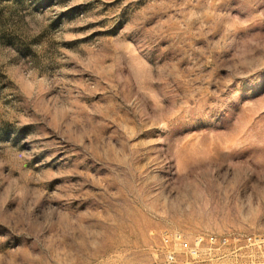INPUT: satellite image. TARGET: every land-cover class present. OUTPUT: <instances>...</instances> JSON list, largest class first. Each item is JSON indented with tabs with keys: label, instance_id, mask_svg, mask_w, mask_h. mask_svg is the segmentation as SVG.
I'll return each mask as SVG.
<instances>
[{
	"label": "rangeland",
	"instance_id": "rangeland-1",
	"mask_svg": "<svg viewBox=\"0 0 264 264\" xmlns=\"http://www.w3.org/2000/svg\"><path fill=\"white\" fill-rule=\"evenodd\" d=\"M175 232L264 264V0H0V264Z\"/></svg>",
	"mask_w": 264,
	"mask_h": 264
},
{
	"label": "built area",
	"instance_id": "built-area-1",
	"mask_svg": "<svg viewBox=\"0 0 264 264\" xmlns=\"http://www.w3.org/2000/svg\"><path fill=\"white\" fill-rule=\"evenodd\" d=\"M231 239L239 240V235L217 236H196L193 241L186 240L183 233L175 232L173 234L164 233L163 242L167 248L166 261L169 264H217L214 259L196 260L201 255L210 256L213 253L222 251ZM253 238H248L251 241ZM218 256V255H217ZM183 258L182 262L179 260ZM221 257H218L220 259Z\"/></svg>",
	"mask_w": 264,
	"mask_h": 264
}]
</instances>
